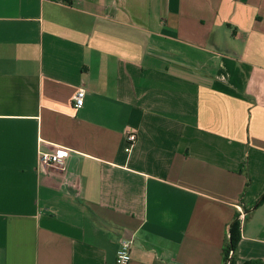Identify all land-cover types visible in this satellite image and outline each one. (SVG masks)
Instances as JSON below:
<instances>
[{"label": "crops", "instance_id": "obj_1", "mask_svg": "<svg viewBox=\"0 0 264 264\" xmlns=\"http://www.w3.org/2000/svg\"><path fill=\"white\" fill-rule=\"evenodd\" d=\"M263 194L264 0H0V264H264Z\"/></svg>", "mask_w": 264, "mask_h": 264}, {"label": "built area", "instance_id": "obj_2", "mask_svg": "<svg viewBox=\"0 0 264 264\" xmlns=\"http://www.w3.org/2000/svg\"><path fill=\"white\" fill-rule=\"evenodd\" d=\"M84 97H85V90L83 88H79L73 96V110L77 111L82 108L84 103ZM136 141H137V136L135 135V133L130 132L127 134V138H126L127 147L125 149L127 153L130 152L132 147L135 145ZM69 151L70 150L63 147H55L52 152L40 151L38 154V159L39 162L50 167L61 166L64 163L66 157L69 155L70 153ZM130 248H131V244L129 241L122 240L119 242V246L116 252L115 264L130 263L131 260ZM230 257L231 254L229 255V258Z\"/></svg>", "mask_w": 264, "mask_h": 264}, {"label": "trees", "instance_id": "obj_3", "mask_svg": "<svg viewBox=\"0 0 264 264\" xmlns=\"http://www.w3.org/2000/svg\"><path fill=\"white\" fill-rule=\"evenodd\" d=\"M261 203L264 202V194L261 197ZM239 241V224L234 221L230 226L228 230V238L227 242L223 249V257L225 264H235L234 260V254L237 249V244ZM231 254V257L229 258V255Z\"/></svg>", "mask_w": 264, "mask_h": 264}]
</instances>
